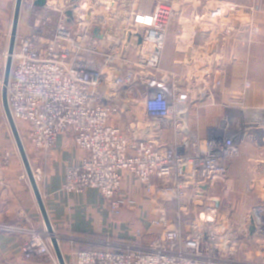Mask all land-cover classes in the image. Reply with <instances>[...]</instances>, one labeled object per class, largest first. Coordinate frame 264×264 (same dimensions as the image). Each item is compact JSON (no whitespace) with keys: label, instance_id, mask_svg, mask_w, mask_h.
I'll use <instances>...</instances> for the list:
<instances>
[{"label":"built area","instance_id":"1","mask_svg":"<svg viewBox=\"0 0 264 264\" xmlns=\"http://www.w3.org/2000/svg\"><path fill=\"white\" fill-rule=\"evenodd\" d=\"M34 1H27V11L35 10ZM61 1L63 7L51 9L47 2L41 7L59 11V19L39 16L33 32L16 38L7 86L12 115L29 125L27 138L38 152L50 151L59 135L68 133L87 153L67 168L66 193L96 188L111 212L119 213L133 203L122 192L131 177L158 214L149 228L133 230L128 241L56 232L59 244L97 246L71 252L72 264H264V203L253 206L238 229L228 227L221 208L207 206L214 202L211 189L224 180L229 162L253 135L243 119L250 81L224 105L238 110L237 121L224 118V128L209 127L202 136L189 128L191 85H168L176 74L160 66L168 34L181 17L174 1L160 0L150 10L134 7L133 0ZM97 27L102 39L94 36ZM110 38L116 40L102 46ZM1 71L0 64V88ZM212 84L216 88L222 80L214 77ZM138 102L144 103L143 119L134 115ZM126 114L132 119L126 127L112 123ZM36 171L38 180L41 171ZM173 201L177 218L193 207L194 217L183 229L167 224L165 204ZM0 233L23 237L24 259L58 264L50 234L27 214L15 223L0 220ZM145 236L152 238L143 241ZM248 248L255 259L243 256Z\"/></svg>","mask_w":264,"mask_h":264},{"label":"crops","instance_id":"2","mask_svg":"<svg viewBox=\"0 0 264 264\" xmlns=\"http://www.w3.org/2000/svg\"><path fill=\"white\" fill-rule=\"evenodd\" d=\"M11 3L12 0H0L2 66L6 64L15 0L12 6ZM257 4H262L260 10L255 8ZM178 6L181 10V32L186 34V41L178 40L180 36L168 37L160 66L164 70L186 75L187 81L202 79L211 82L214 77H218L224 85L222 94L229 97L243 89L244 82L250 81L251 87L246 90L245 95L248 111L243 113V119L253 129L248 143L261 147L250 148L247 143L241 144L239 156L247 162H255L249 168L251 174H256L255 169L264 161V0H179ZM201 15L208 17L206 22L194 20L196 16ZM22 16L17 36L29 33L36 21L35 18L25 19ZM217 20L220 21V26L216 24ZM185 21L190 23L186 24ZM177 25H173L172 33H175ZM254 29H257V32H253ZM233 30L236 32L232 33ZM200 31H203L205 40L200 38ZM219 31L222 36L221 45L213 35ZM209 60L212 62L209 63ZM196 62H199L197 67L202 70L200 74ZM217 66L222 68L221 74H218ZM215 91L205 86L194 89L192 96L213 95ZM1 96L0 93V220L15 223L19 216L25 213L32 219L34 226L45 230L39 205L7 124ZM204 113V127H217L224 118L233 122L239 118L237 109L224 108V105L221 116L216 110L206 109ZM131 120V116L126 114L122 118L115 117L112 123L123 128ZM195 123L196 126L192 125L194 130L198 128L196 132H202L200 120ZM192 126L189 125V128L194 131ZM30 155L32 168L35 166L33 170L38 168L41 171L37 183L55 232H70L94 240L128 241L134 239L133 230L149 228V223L141 214L150 205L149 199L142 189L137 188L131 177L125 178L122 192L133 203L126 205L119 213L111 212L106 200L96 188L78 194L66 193L63 190L67 168L79 164L87 155L83 149L75 146L68 133L60 134L50 151L40 153L32 147ZM231 161L230 164L235 162ZM151 238L145 236L143 241H149ZM23 241L21 236L0 233V264H33L39 261L23 258L20 251ZM90 247L93 249L96 246L81 244L77 249ZM245 256L251 257L248 253Z\"/></svg>","mask_w":264,"mask_h":264},{"label":"rangeland","instance_id":"3","mask_svg":"<svg viewBox=\"0 0 264 264\" xmlns=\"http://www.w3.org/2000/svg\"><path fill=\"white\" fill-rule=\"evenodd\" d=\"M27 1L28 0H23L22 3V12H23V16L25 17V19H30V17L33 19L35 18V20L41 16V18H46V17H50L53 19L52 22H55V20L59 19V11H53V10H49L48 8H35L34 11L30 12L27 11ZM88 0H85L84 3H86ZM123 1H131V0H123ZM160 1V0H133L134 3V7L138 8H142L145 10H150L152 8H154L155 4ZM169 1H174L175 6L179 8V0H169ZM13 4V0L11 3V6ZM54 6H60L63 7V1L58 0L57 4H51L48 5L47 7L49 8H53ZM85 9V7H84ZM23 19V18H22ZM206 19H208V17H203V15L201 16H196L194 18V20L200 22V23H204L206 22ZM186 24H189V21H185ZM197 22V23H198ZM216 24H218V26H220L219 24L220 21H215ZM218 22V23H217ZM54 24V23H53ZM175 24L177 25V29L175 31V33L173 32V27H172V31L170 33L172 34H168V37H172V38H176L177 36H180V38L178 37V40L184 42L186 41V34L181 32V25H179L178 20L176 19ZM174 24V25H175ZM51 26V25H49ZM42 27L47 28V25H42ZM53 27V25H52ZM22 28V26H21ZM23 29V28H22ZM35 30V28L33 27L32 30L29 31V33L33 32ZM201 35L200 38L202 40H205L206 38L204 37L203 31H200ZM26 33V34H29ZM175 34V35H174ZM208 34V33H207ZM210 34V33H209ZM214 37L215 40H217L218 44L221 45L222 44V36H221V31L219 32H214ZM182 36V37H181ZM167 37V38H168ZM116 39L110 38L108 40H106V42H103L102 46H109L113 41H115ZM220 42V43H219ZM16 44V43H15ZM16 49V47H15ZM6 61V60H5ZM211 60H209L210 63ZM212 62V61H211ZM199 62H196L195 65L196 67L198 66ZM13 63H12V67H11V71L13 70ZM219 67V66H217ZM216 67V68H217ZM198 68V67H197ZM4 69H5V64L4 66H2V77L4 74ZM199 69V68H198ZM219 69V68H217ZM11 71H10V75H11ZM200 72H202L201 69H199V74ZM175 76H171L169 77L168 80V85L171 84H176L179 82L183 88H187V85L185 84V82L190 83L191 85V97H190V101L191 103L189 104V113H188V117H189V125H193L196 123L195 121L200 120V127L202 126L201 131V135H205L207 132V129L209 127H204V123L202 124V116L205 115V110L206 109H210V110H216L218 111V113L220 112L219 116H221L222 114V109H223V105H225L224 103H228V104H232L230 103V97L229 95H223L221 90L223 88V84L218 85L216 88L213 89V84L212 81L207 82V80H198V81H187L185 79L186 75H180L175 73ZM4 80V79H3ZM205 86H209L213 91L216 90L215 92H213V95H208V96H204V97H193V90L194 89H200L201 87H205ZM221 86V87H220ZM2 87L0 88V93H1ZM225 91V89H223ZM227 94V93H226ZM2 95V93H1ZM224 96V97H223ZM2 97V96H1ZM207 114V113H206ZM134 115L140 119H143L144 117V103L140 102L138 103V105H136L134 107ZM135 118V117H134ZM16 124H18V128L20 131V135L21 138L25 144L26 147V151H27V155H29V157H31L30 153L32 151V147L34 148V146L31 144V141L27 138L28 136V130H29V125L24 123V121L22 120H15ZM219 125V124H218ZM192 126V128H193ZM218 127V126H217ZM194 130V128H193ZM198 130V128L196 129V131ZM195 131V130H194ZM246 143L248 144V146L250 148H258L260 149L261 146H257L255 143V145L253 143L249 144L248 142L243 143L242 145H246ZM244 147V146H243ZM245 148V147H244ZM240 155V153H239ZM235 157V159H233L235 162H233V160L231 162H233V164L231 163L228 166L227 169V173L226 176L224 177L223 181H220V183L218 184V186L216 187V189H211L210 191V195L213 197L214 202H207V206L208 207H212V204L215 206H218L219 208H221L219 210V213L221 216L224 217L225 221L227 220V225L230 228L233 229H238V223L243 220L245 217H247V215L250 212V209L253 208V206L257 205V204H262L264 203V175H256V174H251V167L252 165L255 164L254 161L251 162H247L245 161V159L240 156ZM240 157V158H239ZM31 161V160H30ZM262 165H264V161H262L261 163H259V166L261 167ZM33 168H35V166H33ZM32 168V169H33ZM38 169V168H37ZM35 173L37 172L36 169H34ZM37 175V174H36ZM134 180V179H133ZM135 182V180H134ZM136 183V182H135ZM137 184V183H136ZM138 184H137V188H138ZM141 190V189H140ZM148 207L145 208V210H143L141 212L142 217L145 218V221L150 223V219L156 217L158 214L156 212L153 211V207L151 205V203L149 202ZM166 207V213L168 214V221L167 224L168 226H170V224H174V223H179L180 227L183 229L185 228V226L190 222L191 218L194 217V212H193V207L189 206V208L187 209V211L184 212V215H182L180 218L176 217V212L179 208L177 202H167L165 204ZM201 208H198L197 210V215H199V213L201 212ZM20 217V216H19ZM3 221V220H1ZM20 221V218L17 222ZM5 223H8L6 221H3ZM152 231L154 230V232H158V229H151ZM56 233V232H55ZM58 234H63V233H58ZM79 236V235H78ZM23 243V242H22ZM81 244H88V243H81L80 244H74L73 247H70L68 245V242H61V249H63L64 255L66 257V262L67 264H72V253L71 252H76V251H80V250H89L90 248H79V246ZM96 247H93V249H96ZM99 248V247H98ZM251 251L252 253H254L255 251L251 248H248V250H246L245 252H243V256L246 255L247 252ZM251 257L255 259V255H251L250 253H248ZM24 258V257H23ZM32 259H36V258H32ZM38 260V259H37ZM35 263H39V261H36Z\"/></svg>","mask_w":264,"mask_h":264},{"label":"water","instance_id":"4","mask_svg":"<svg viewBox=\"0 0 264 264\" xmlns=\"http://www.w3.org/2000/svg\"><path fill=\"white\" fill-rule=\"evenodd\" d=\"M47 0H35L34 1V6L36 8H41L45 6ZM22 3L23 0H15L14 4V9H13V19H12V24H11V32H10V37H9V47L7 51V56H6V64H5V69H4V81H3V86H2V106L5 112L7 124H9L10 131L12 134L13 139L15 140L17 150L19 153V156H21L22 163L24 166V170L26 171V175L28 178V181L33 189L36 202L39 205L41 216L44 219V224H45V230L50 234V239H51V244L53 247V250H55V254L57 257L58 264H67L66 262V257L64 255L63 249H61V246L59 244V241L57 239V236L55 234L54 227L52 225L51 219L48 216L47 208L45 206V202L43 201V197L40 191V187H38L37 179L35 176V172L32 169L31 161L29 155H27L26 147L25 144L21 138L20 131L18 128V124H16V121L12 115L11 109L9 108L8 105V92H7V86L10 81V71L12 67V56L15 51L16 47V38L18 34V26L19 22L21 19L22 15ZM72 12L70 11L69 16H71ZM94 36L98 39H102V35L100 34V29L97 27L94 29ZM226 125L225 120H221L220 122V127L224 128ZM256 175H264V165L261 167L255 169ZM254 228H251V231H253Z\"/></svg>","mask_w":264,"mask_h":264},{"label":"bare ground","instance_id":"5","mask_svg":"<svg viewBox=\"0 0 264 264\" xmlns=\"http://www.w3.org/2000/svg\"><path fill=\"white\" fill-rule=\"evenodd\" d=\"M58 0H48L47 1V5H51V4H54L56 3ZM25 214V213H24ZM26 215V214H25ZM39 230H44V229H39Z\"/></svg>","mask_w":264,"mask_h":264}]
</instances>
